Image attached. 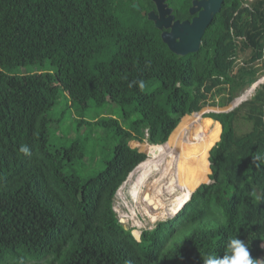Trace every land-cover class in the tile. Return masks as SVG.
<instances>
[{
  "label": "trees",
  "instance_id": "obj_1",
  "mask_svg": "<svg viewBox=\"0 0 264 264\" xmlns=\"http://www.w3.org/2000/svg\"><path fill=\"white\" fill-rule=\"evenodd\" d=\"M149 2L0 0V264H203L206 256H223L230 238L245 242L253 264H264V162L252 163L254 155L264 156V91L231 112L186 120L175 135L183 142L186 134L191 141V132L202 138L210 119L222 126L209 156L211 183L194 193L201 183L175 184L176 173L167 172L174 151L152 153L146 175L155 168L166 180L153 182L154 190L180 187L172 209L167 204L162 212L173 214L193 193L175 217L144 230L139 240L120 224L118 192L131 176L121 191L128 192L134 171L149 159L131 145L166 144L183 118L228 106L264 75L258 66L264 59V0L246 7L243 0H224L200 50L186 56L164 43L147 17ZM36 65L38 73H10ZM61 89L81 110L116 103L127 117L139 118L125 124L114 117L78 120L84 138L55 147L52 114ZM223 93L229 97L217 101ZM242 117L253 129L239 135L235 123ZM99 129L108 131L114 148L105 168L87 175L79 166L93 134L103 136ZM204 143L190 146L204 154ZM23 145L30 155L19 151ZM186 152L181 167L193 156ZM198 166L187 172H199Z\"/></svg>",
  "mask_w": 264,
  "mask_h": 264
},
{
  "label": "rangeland",
  "instance_id": "obj_2",
  "mask_svg": "<svg viewBox=\"0 0 264 264\" xmlns=\"http://www.w3.org/2000/svg\"><path fill=\"white\" fill-rule=\"evenodd\" d=\"M243 1L245 2L243 5L244 7H246L248 6V3H252L254 0H243ZM248 57H249V52L247 54L242 55L241 63L244 60H246ZM258 66L259 67L264 66V59L258 63ZM40 69H41L40 65H36L34 67H25V68L21 67L17 71H12L10 73L25 75L29 73H38ZM253 87L255 88L251 92H249ZM262 91H264V75L261 76L258 79V81H256L250 88L245 89L228 106L226 107L208 106L204 108L201 112L194 113L191 116H186L185 118H183L179 127L172 134L169 141L163 146H156L154 147V149H152L149 146L150 144H148L147 142L143 143V146L141 148L133 147L131 143L130 145L132 148H138V150L141 152L143 151H145L146 153L154 152L155 154H158L162 150L167 148L169 151L172 150L175 152V154L178 155L179 161L183 160V156L187 153L186 150L188 149V153H192L193 156L192 158L189 156L190 159L189 162L186 164V166H182L180 169L177 170L179 173L173 175V180L175 184H185L186 181H193L196 184L201 183L195 187L194 191H196L200 185L204 183L207 184L211 183V179H210V175L212 173L211 162L210 159L208 158L210 156V151L212 150V148L221 140L222 126L219 125L217 122H215L213 119L209 118L211 120V123L205 135L210 140L208 144L206 142L204 143L205 141L204 135L202 136V138L201 137L198 138L195 135V132L190 133L191 141L195 143H201V142L204 143L206 147L205 153L207 155L205 153L198 154L199 152H197V154L194 153L196 151L192 146H190L191 141L187 139V134L185 135L186 138L185 142H183L181 138L182 136L178 138V136L175 135L177 133L180 134L179 132L183 128L184 123L187 119H192L195 117H198L199 119L200 118L206 119L208 118L207 115L213 112L215 113L231 112L232 110L238 109L242 105V103L255 100L256 97ZM227 97H229V95L227 93H223L222 95L217 96V101H221L223 98H227ZM70 99L71 97L68 94H66L64 90L61 89L60 102L55 107L52 114L56 122H54L52 125L51 143L55 147H61V146L69 147L73 145L75 140L84 138L87 131L82 128L79 129L77 127L78 120L86 119L95 122L97 119L99 120L101 117H114L117 120H119L120 123L125 124L127 122L130 123L131 121L139 118L138 114H133L131 115V117H127L122 107L116 103H108L106 106H104L103 109H93L90 107L85 110H81L75 107L73 101ZM245 113H246V109L243 110L242 116ZM235 124H236L235 126L236 131L239 135H244L252 131L253 129V124L250 121L244 119L243 117L238 118ZM186 131H192V129L188 127ZM101 133L103 135L102 137L93 134L89 142V148L87 150L88 152L87 159L83 161L84 165H82L83 163H81L79 166V169L83 168V172L86 173L87 175H92L100 170H103L105 168V164L103 163V161L111 157L114 144L111 141V139L107 137L108 131H101ZM174 137L176 138V142L178 143L175 144L174 142L172 143ZM101 139H102L101 143L103 145V148L100 149V152L94 155L95 152L94 145L97 143V141H101ZM150 158H153L152 159L153 161L154 155L153 157H149L148 161L145 164H143L141 167H139L137 170L134 171L132 175L133 181L128 188V192L122 193L121 192L122 189L124 188L125 184H127V181H129L131 176L128 177L127 181L120 188L118 192V199L116 200L115 203V211L118 214L120 224L124 226L126 229H132L134 236L138 240L140 239L142 232L144 230H151L155 228L156 226L159 225L160 222L167 221L175 217V214L177 213L176 212L173 214H167V211L162 212V210H160L162 207L160 206L161 204H159L157 194H159L160 195L159 197L161 198L168 197L167 199L170 200L173 197L175 198L176 193L179 192L177 189H179L180 187L177 188L178 186L177 185L176 187L172 188L168 185L166 187L167 190L166 192L165 188L159 185L154 190L153 186L155 182H159L162 180L166 181V180L164 177L158 175L159 169L154 168V172L152 174L148 173L146 175L145 172L147 171L148 165L150 164L149 163ZM196 165H199L198 166L199 172L198 169L195 173L187 172L188 170H193L194 169L193 167H196ZM183 173H186V175L188 176L187 179L182 175ZM190 178L192 179L190 180ZM147 192L150 194V197L148 199L152 200L153 203H155L158 206L157 208L153 209L152 208L153 206L151 207L150 204L145 200L144 197ZM171 203L172 202L168 204V209H172ZM162 215L164 217H162ZM152 218L153 220H156L154 223L152 222Z\"/></svg>",
  "mask_w": 264,
  "mask_h": 264
},
{
  "label": "water",
  "instance_id": "obj_3",
  "mask_svg": "<svg viewBox=\"0 0 264 264\" xmlns=\"http://www.w3.org/2000/svg\"><path fill=\"white\" fill-rule=\"evenodd\" d=\"M157 5L158 13L151 12L149 20L153 21L155 27L159 30H165L162 33V39L167 44L168 48L179 56H186L190 53H197L203 42L204 35L215 19L216 15L220 13L224 0H201L194 2L191 8V14L198 13L192 21H174V16L171 14L172 9H169L166 0H153ZM134 8L140 10L138 3H135ZM164 16H168L167 19ZM152 149L160 145H149ZM148 157H153L152 152L147 153ZM150 194H145V200L154 209L158 206L149 200Z\"/></svg>",
  "mask_w": 264,
  "mask_h": 264
},
{
  "label": "clouds",
  "instance_id": "obj_4",
  "mask_svg": "<svg viewBox=\"0 0 264 264\" xmlns=\"http://www.w3.org/2000/svg\"><path fill=\"white\" fill-rule=\"evenodd\" d=\"M140 87H143L142 82ZM19 151L27 155L31 154L27 145L20 147ZM260 162H264V156L254 155L252 157L254 165L259 166ZM203 264H253V261L245 242L240 238H230L226 243L223 256H206L203 259Z\"/></svg>",
  "mask_w": 264,
  "mask_h": 264
},
{
  "label": "flooded vegetation",
  "instance_id": "obj_5",
  "mask_svg": "<svg viewBox=\"0 0 264 264\" xmlns=\"http://www.w3.org/2000/svg\"><path fill=\"white\" fill-rule=\"evenodd\" d=\"M200 2L201 0H191V4H187L186 6H180V7H177L176 5L174 4H171V0H166L165 1V4H167L168 8L169 9H172V12L171 14L174 16V21H180V22H184V21H192L194 17H196L198 15V13L192 15L191 14V8L193 7L194 5V2ZM135 3H138V2H135ZM134 3V4H135ZM134 4L132 6H134ZM139 5V3H138ZM149 5V10L148 12L146 13L147 14V17L149 19V14L151 12H155V13H158V10H157V5L156 3L153 1V0H150V2L148 3ZM140 6V5H139ZM140 10H142V7L140 6ZM187 13V14H186ZM181 17V18H180ZM165 19L168 18V16H164ZM165 30H161V36H162V33L164 32Z\"/></svg>",
  "mask_w": 264,
  "mask_h": 264
},
{
  "label": "bare ground",
  "instance_id": "obj_6",
  "mask_svg": "<svg viewBox=\"0 0 264 264\" xmlns=\"http://www.w3.org/2000/svg\"><path fill=\"white\" fill-rule=\"evenodd\" d=\"M257 85H259V84H257ZM256 85V86H257ZM255 87H253V89H254ZM251 92V91H250ZM194 121V118H192V119H187V122L188 123H191V122H193ZM183 131H185V127H184V129H183ZM209 151H210V149H209ZM209 159V158H208ZM181 168V166H180V161H179V157H178V155H177V157H175V158H172V160H171V163H170V165H169V167H168V169H167V172L168 173H179L177 170L178 169H180ZM209 172V171H208ZM152 201V200H151ZM185 204V203H184ZM183 204V205H184ZM183 205H181V206H183ZM178 210V209H177ZM176 210V212H178ZM176 212H174V213H176Z\"/></svg>",
  "mask_w": 264,
  "mask_h": 264
},
{
  "label": "crops",
  "instance_id": "obj_7",
  "mask_svg": "<svg viewBox=\"0 0 264 264\" xmlns=\"http://www.w3.org/2000/svg\"><path fill=\"white\" fill-rule=\"evenodd\" d=\"M252 90H253V88H252L250 91H252ZM250 91H249V92H250ZM134 141H137V140H134ZM139 143H140V142H139ZM140 144H141V143H140ZM146 144H147V143H146ZM160 146H163V145H160ZM136 149H138V148H136ZM194 192H195V191H193V193H194ZM193 193L191 194V197H192ZM157 196H158L157 198H158L159 204H161L160 206H161L162 208H163V206L166 208V205L170 203V200H171V199H170V200L167 199L168 197H166V198H165V197H164V198H161V197H159V196H160L159 194H157ZM191 197H190V198H191ZM190 198H189V200H190ZM172 199H174V197H173ZM189 200H188V201H189ZM188 201H187V202H188ZM187 202H185V204H186ZM185 204H184V205H185ZM184 205L180 208V210L184 207ZM180 210H179V211H180ZM179 211H178V212H179ZM178 212H177V213H178ZM177 213H176V214H177ZM176 214H175V215H176Z\"/></svg>",
  "mask_w": 264,
  "mask_h": 264
}]
</instances>
